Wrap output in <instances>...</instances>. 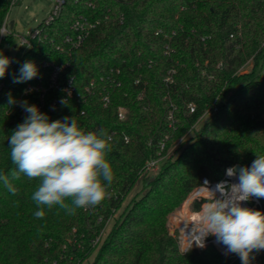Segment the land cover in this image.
Masks as SVG:
<instances>
[{
  "label": "trees",
  "instance_id": "16d2710c",
  "mask_svg": "<svg viewBox=\"0 0 264 264\" xmlns=\"http://www.w3.org/2000/svg\"><path fill=\"white\" fill-rule=\"evenodd\" d=\"M12 2L0 0V32ZM81 16L103 23L71 56L57 52L55 46L72 34L71 26ZM44 31L48 39L36 43L3 77L0 173L9 175L15 168L7 141L27 115L8 104L9 93L17 102L27 86L39 84L35 78L22 83L13 78L25 61H32L45 87L53 71L43 68L45 62L68 65L59 83L65 86L74 78L86 99L59 103L54 111L46 106L42 113L50 122L75 116L85 132L106 130L112 136L107 159L114 179L98 206L77 209L74 215L59 206L44 207L43 218L35 217L40 208L31 199L38 179L21 174L12 181L15 195L0 182V264H84L94 255L88 264H225L227 259L212 246L182 254L166 219L204 178L219 181L228 167H248L264 155V0H67ZM15 44L12 36L3 38L0 53L7 57L6 48ZM251 59V70L241 73ZM111 70L121 72L122 87L104 108L100 79ZM170 71H175L174 82L167 84ZM92 82L96 86L89 95L86 87ZM56 96L52 90L47 101ZM39 98L34 92L23 101L38 106ZM217 98L222 99L219 113L196 130ZM190 104L196 105L195 113ZM119 107L128 110L125 121L117 116ZM174 107L176 129L169 121ZM181 140L156 175L145 173L148 162ZM139 181L143 195L136 193L117 217ZM112 220L108 236L98 244Z\"/></svg>",
  "mask_w": 264,
  "mask_h": 264
},
{
  "label": "clouds",
  "instance_id": "9594fccd",
  "mask_svg": "<svg viewBox=\"0 0 264 264\" xmlns=\"http://www.w3.org/2000/svg\"><path fill=\"white\" fill-rule=\"evenodd\" d=\"M11 60L0 53V78L5 77ZM39 75L36 64L25 61L13 83L31 81ZM16 101L9 93L8 104ZM61 100V104H66ZM27 113L8 139L10 159L15 168L9 175L0 173V182L11 194L17 193L12 181L21 174L38 179L31 199L40 210L36 218L45 216L48 209L59 206L74 215L77 209L98 206L108 196L114 176L108 153L112 136L106 130L85 132L75 116L50 122L47 114L27 100L20 102ZM229 178L238 183L221 181L210 187L205 180L200 185L202 203L197 219L190 222L192 244L203 248L209 236L225 246V254H236L242 264H250L253 252L264 250V212L242 206L255 197L264 198V155H257L250 167L238 170L234 165L226 170Z\"/></svg>",
  "mask_w": 264,
  "mask_h": 264
},
{
  "label": "built area",
  "instance_id": "2783aa9c",
  "mask_svg": "<svg viewBox=\"0 0 264 264\" xmlns=\"http://www.w3.org/2000/svg\"><path fill=\"white\" fill-rule=\"evenodd\" d=\"M67 0H54V6L52 9V12L49 14V16L37 27L32 31L28 36H19L18 34L13 32V28L15 27V22L10 21L9 14L7 15L3 26L1 28L0 32V43L3 40V38L12 36L15 41L18 39L20 42L21 47H26L28 50L33 49L34 45L36 43H41L48 39L47 34H45V28L50 27L61 15L62 9L65 5ZM18 4V0H13L12 7ZM89 7H94L92 3L88 4ZM109 17L107 16L104 20V22H107ZM123 21V18H122ZM12 22H14V25L12 27ZM103 23L102 20H91L87 17L81 16L79 19H77L73 25L71 26V32L72 34L67 35L62 43L57 44L56 51L61 54H66L68 56H71L74 51L79 50L83 47L84 43L90 38L91 34ZM159 34V33H158ZM157 34V35H158ZM51 44H55L54 41H51ZM167 51H169V48L167 47ZM253 64V59L249 60L248 63L240 70L241 73H246L249 70H251ZM13 66V65H12ZM9 66V69L12 67ZM68 67V65L62 64V65H56L54 63L45 62L43 64L44 69H50L52 68V74L50 75L49 80V86L45 87L42 84V79L38 75L35 79L38 81V85H29L26 87V89L23 91L21 97L19 100L14 104V108H21L20 102L23 101L25 97H28L30 94L34 92L40 93L38 108L42 112L46 106H48L50 111H54L55 108L59 103H61V100H66L67 102L71 99L75 98H82L86 99V95H82L77 91V88L74 85V78L70 79L68 83L65 86H62L59 83V77L61 73ZM7 71V72H8ZM121 72L119 70H111L110 73L107 74L106 77H102L100 81L104 84L102 89V104L104 108H109L112 104V96L113 93L122 87V81L119 78V75ZM175 74V71H170L169 76L165 80L167 84H172L174 82L173 75ZM264 77V72H263ZM140 80L136 81V84H139ZM95 82H92L90 86L86 87V93L89 95H92V89L96 86ZM7 88L5 80L3 78H0V91H3ZM56 91L58 93V96L53 97L49 102L47 101L48 94L52 91ZM144 93H141L139 95V100L144 99ZM222 102L221 98H217V100L212 103L210 106L207 107L205 112L203 113L202 117L198 121L197 124L201 123L202 121H205L206 119L212 117L213 115L219 113L220 111V103ZM12 107V106H11ZM191 113H195L197 110L196 105L190 104L188 106ZM22 109V116H25L27 113ZM175 107L171 112L169 113V121H170V127L173 129H176L175 124V118H174V111ZM128 110L125 107H119L117 116L120 121H125L127 119ZM264 120V114L262 116ZM169 140V137L167 136L165 141L161 144V153L165 152L166 149V142ZM183 140L179 141L165 156H161L157 160H151L148 162V164L145 167V173L151 175L154 171L159 170V167H161V164L168 159L171 155H173L176 152V149H178L180 143ZM125 142L129 143L130 138L128 136L125 137ZM238 165V164H237ZM236 166V165H235ZM242 166V165H241ZM251 166V165H250ZM248 166V167H250ZM232 167V166H231ZM244 167V166H242ZM229 168V167H228ZM227 168V169H228ZM226 169V170H227ZM226 170L224 172V175L221 180L219 181H211L209 178H204L201 183L191 192V194L187 197L185 200L183 207L181 210H179L176 213V222H177V228H176V234H177V240L179 249L182 254H187L190 251H198L203 252L208 247H214L218 253L227 259V262L225 264H242L240 258L236 254H225L226 249L225 246L218 243L216 241V238L213 236H209L205 240V247L200 248L195 246V244H192L189 237L192 234V225L189 224L192 221H195L197 219V210L200 208L201 203L203 202L201 199L200 194V185L203 184L205 180L209 181L210 187H214L217 183L221 181H229L230 183H238V179L236 178H229L226 175ZM238 175V172H237ZM200 204L198 208H196V205ZM242 206L248 207L254 210H258L261 212H264V198L257 199L255 197L251 198L249 201H245L242 203ZM250 264H264V250L253 252L250 256Z\"/></svg>",
  "mask_w": 264,
  "mask_h": 264
},
{
  "label": "rangeland",
  "instance_id": "374dc122",
  "mask_svg": "<svg viewBox=\"0 0 264 264\" xmlns=\"http://www.w3.org/2000/svg\"><path fill=\"white\" fill-rule=\"evenodd\" d=\"M54 6V0H18V4L13 6L9 16L10 21L15 22V27L13 28V32L18 34L19 36H28L32 31H34L35 28H37L52 12ZM7 57L11 60L10 66L15 65L18 63L22 57L29 51L26 47H21L20 42L17 39L16 44L11 47H7ZM206 121V120H205ZM204 123L202 121L199 123V125L195 128L198 130L201 125ZM194 136V133H190L187 138L184 137L183 139L189 140L191 137ZM178 153L174 156L176 157ZM160 170V167H159ZM159 170L154 171L151 173V175H156ZM143 186L141 181L136 185L135 190L131 193L129 198L126 200V202L123 205L122 210H120L117 213V217L120 216V214L123 212V209L130 203L133 196L137 193H140L139 195H143L144 191H142ZM143 192V193H142ZM184 202L182 203L181 207L171 214L166 219V226L169 229L170 235H176V228H177V222L175 220L176 213L181 210L183 207ZM114 224V221L112 220L107 227H105L101 234L98 237V244H102V242L105 240V238L108 236L110 230L112 229V226ZM95 258V255L84 264L91 263Z\"/></svg>",
  "mask_w": 264,
  "mask_h": 264
},
{
  "label": "water",
  "instance_id": "95a60500",
  "mask_svg": "<svg viewBox=\"0 0 264 264\" xmlns=\"http://www.w3.org/2000/svg\"><path fill=\"white\" fill-rule=\"evenodd\" d=\"M13 25H14V22H12V27H13ZM236 167H237V172H238V170H239V168H242V166L241 165H236Z\"/></svg>",
  "mask_w": 264,
  "mask_h": 264
}]
</instances>
